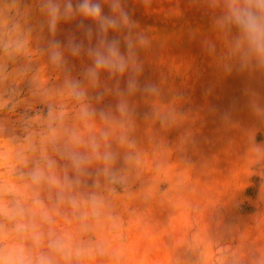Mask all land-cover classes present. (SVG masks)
<instances>
[{
  "label": "clouds",
  "instance_id": "9594fccd",
  "mask_svg": "<svg viewBox=\"0 0 264 264\" xmlns=\"http://www.w3.org/2000/svg\"><path fill=\"white\" fill-rule=\"evenodd\" d=\"M189 3L214 33L200 46L217 72L264 82V0ZM135 11L132 0H0V264H123L118 206L150 202L154 186L141 126L153 129L157 171L165 131L182 129L178 146L194 145L181 122L189 99L147 75L156 45ZM244 95L254 122L241 125L232 110L220 120L239 125L261 168L264 94ZM227 264H264V253H229Z\"/></svg>",
  "mask_w": 264,
  "mask_h": 264
},
{
  "label": "rangeland",
  "instance_id": "374dc122",
  "mask_svg": "<svg viewBox=\"0 0 264 264\" xmlns=\"http://www.w3.org/2000/svg\"><path fill=\"white\" fill-rule=\"evenodd\" d=\"M132 3L156 45L148 54L147 75L166 76L163 86L189 99L185 110L191 115L181 122L192 130L195 143L180 147L176 140L182 129L165 131L167 163L157 171L154 161L161 152L148 139L153 129L141 126L145 176L154 186L150 202L124 199L118 206L123 227L113 244L121 249L123 264H227L229 253L245 260L264 253V167H255L245 154L239 125L223 128L220 120L221 113L232 110L234 120L251 125L244 89L264 94V82L217 72L200 46L202 36L214 33L189 0ZM174 103L181 101L177 97ZM258 131L264 140V130Z\"/></svg>",
  "mask_w": 264,
  "mask_h": 264
}]
</instances>
